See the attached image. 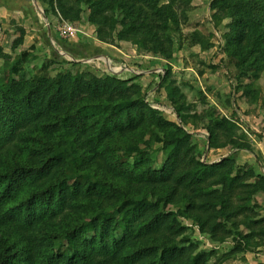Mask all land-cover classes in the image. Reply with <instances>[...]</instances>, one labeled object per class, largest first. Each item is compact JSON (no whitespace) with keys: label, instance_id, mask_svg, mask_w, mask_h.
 I'll use <instances>...</instances> for the list:
<instances>
[{"label":"trees","instance_id":"obj_1","mask_svg":"<svg viewBox=\"0 0 264 264\" xmlns=\"http://www.w3.org/2000/svg\"><path fill=\"white\" fill-rule=\"evenodd\" d=\"M41 1L45 15L70 23L88 10L103 43L130 42L172 60V33H182L192 0ZM210 7L219 21L231 20L228 57L259 78L264 0H213ZM19 33L12 54L23 44L25 30ZM35 51L13 59L0 48L8 63L0 73V264H227L261 254L264 216L255 195L264 193V174L237 169L240 152L255 153L237 122L192 114L171 66L161 87L177 122L153 108L134 79L88 71L54 79V58L31 72ZM189 125L207 131L210 151L230 147L231 155L205 160ZM149 133L161 145L160 168ZM179 218L232 248L202 250Z\"/></svg>","mask_w":264,"mask_h":264},{"label":"rangeland","instance_id":"obj_2","mask_svg":"<svg viewBox=\"0 0 264 264\" xmlns=\"http://www.w3.org/2000/svg\"><path fill=\"white\" fill-rule=\"evenodd\" d=\"M212 1H191L187 19L182 25V33H172L176 39L175 54L172 60H165L140 51L130 42L116 41L114 44L101 42L97 37L95 27L88 21V10H85L86 20L83 19L82 22L85 25L86 35L81 34L78 40L84 41L86 46L97 47H94L95 50L92 49L93 53L89 56L90 58L81 61V58H67L62 54L47 52L46 46L50 40L42 31L43 37H46H41V39L43 38L44 42L47 39V43H43L46 46L39 51L36 48L35 58L28 63L30 71L37 70L45 61L54 58V64L51 66V76L54 79L67 72L79 76L87 71L103 78L108 74H114L123 80L134 79L142 87L147 101L152 106L159 107L167 119L177 122L172 114L171 103L166 91L161 87V76L165 74L167 67L171 66L173 77L185 93L188 103L192 105V114L195 112L210 114L213 117H225L237 122L238 135L254 146V154L242 151L237 155V169H250L256 175H263L264 155L261 149L264 150V72L259 78H254L250 73L242 74L241 70L235 66L234 60L228 57L225 36L230 33L231 20L226 18L219 21L216 17L217 11L210 7ZM160 3L167 4V0H160ZM180 10L178 9L179 12ZM54 16L58 21L51 22L54 28L53 33L61 39L58 26L63 19L58 15ZM47 28L45 24V31ZM5 35L4 31L0 32L1 49H4L1 45ZM98 45H108L109 49L104 50ZM111 47L119 51L115 52L110 49ZM112 52H115L114 57H112ZM19 54L18 50L13 52V59H17ZM110 56L112 59L108 58ZM4 69H8V63L0 59V73ZM187 129L194 134L192 140L206 154L205 160L208 162L214 163L231 155L230 147L210 151L208 141L204 137H207L205 129H201L198 134L191 125ZM147 139L150 141L151 156L157 163L156 168H160L164 162L162 155L159 154L161 145L157 143L154 133H149ZM129 162L133 164L134 161ZM255 197L261 206L259 213L264 216V193L257 192ZM180 208L181 205L172 206L170 212L176 214ZM179 219L184 226L189 228L192 241L197 243L202 250L218 249L225 252L232 248V241L224 245L213 244L209 236L202 235L192 222L183 218ZM260 253L264 254V248ZM239 259L242 260V258Z\"/></svg>","mask_w":264,"mask_h":264},{"label":"crops","instance_id":"obj_3","mask_svg":"<svg viewBox=\"0 0 264 264\" xmlns=\"http://www.w3.org/2000/svg\"><path fill=\"white\" fill-rule=\"evenodd\" d=\"M35 1L37 2L35 3ZM35 1L0 0V28L2 29V31H4V33H6V35L3 37V42L1 45L2 48H4V52L10 55L12 54V50L10 51V49L13 41L19 36V29H24L25 35L23 37V44L18 49V52L20 53L29 50V48L32 46H35L38 51L45 47L46 45L44 46L43 43H47V39L45 42L43 41V38L46 37H43L44 33H42V31H44L50 40V42L46 46L47 52L52 51L57 54H62V56H65L67 58H81V61L82 59L90 58L89 56L91 55V53H93L92 49L95 50V48L97 47H89L88 45L86 46V43L84 41H79L78 39H76L75 41L64 40V42L62 41L63 39L57 38L53 33L54 28L51 26V22L54 23V20L58 21V19H56L54 14H50L48 16L45 15L42 1ZM41 13L44 15L43 17ZM83 19L86 20V17L84 16ZM49 20L51 21L49 22ZM45 24L46 27H48L47 31H45L44 29ZM77 24L85 27L83 22ZM41 37L43 38L41 39ZM6 45L9 46L6 47ZM99 47L104 50L109 49L108 45ZM110 49L115 50V52L119 51L112 47ZM114 53L112 52V57H114ZM47 56L49 57V55ZM108 58H111V56ZM261 150L264 155V150ZM228 264H264V254H247L245 256V260L239 259L231 261Z\"/></svg>","mask_w":264,"mask_h":264},{"label":"built area","instance_id":"obj_4","mask_svg":"<svg viewBox=\"0 0 264 264\" xmlns=\"http://www.w3.org/2000/svg\"><path fill=\"white\" fill-rule=\"evenodd\" d=\"M84 28L85 27L82 25L63 21L62 23H59L58 32L61 39L72 41L78 39L81 34L86 35V33L84 32ZM1 31L2 29L0 28V32ZM153 108L160 110L159 107L157 108L153 106Z\"/></svg>","mask_w":264,"mask_h":264}]
</instances>
